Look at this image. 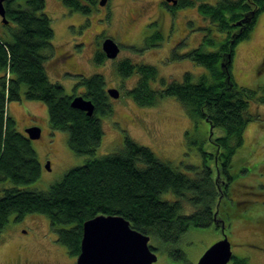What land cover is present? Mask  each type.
Instances as JSON below:
<instances>
[{"label":"trees","instance_id":"16d2710c","mask_svg":"<svg viewBox=\"0 0 264 264\" xmlns=\"http://www.w3.org/2000/svg\"><path fill=\"white\" fill-rule=\"evenodd\" d=\"M61 2L81 10L77 0ZM197 2L180 0L179 7ZM3 6L8 23L2 24L5 28L0 32V232L10 217L20 222L30 214L42 215L48 219L56 243L75 259L84 222L99 215H119L135 231L150 236L149 245L155 252L165 251L174 260H184L181 238L191 228L217 224L221 196H228L233 180L229 176L231 161L244 142V130L259 118L249 112L256 92L237 86L230 69L233 48L249 37L257 15L264 11V0H216L213 5L197 6L224 38L218 39L210 31L190 52L174 54V59L186 58L207 71L195 81L192 73L185 72L183 81L166 84L163 77L159 79L161 88H153L151 83L158 79L154 66L127 60L119 63L124 78L134 71L140 76L127 92L139 106L151 107L165 97H175L193 125L205 121L210 128L222 130L221 136L209 139L213 153L200 147L203 163L199 168L188 167L192 176L176 171L170 162L161 161L151 149L127 136L119 151L94 158L104 134L100 117L112 111L103 76L79 77L74 85L84 87L81 95L92 101L93 115L71 108L73 96L66 95L58 82L52 83L44 68L54 38L45 1L5 0ZM152 41H161V36H152L148 43ZM104 58L103 53H96L97 63ZM21 99L41 102L48 110L49 123L68 133L71 151L89 157L45 192L25 188L39 179L41 164L27 136L17 131L6 112L9 103ZM259 101L264 104V97ZM209 160L214 168L208 165ZM217 175L226 177L224 184ZM168 193L175 199H162ZM223 214L226 218L228 209ZM229 264L251 263L233 256Z\"/></svg>","mask_w":264,"mask_h":264},{"label":"rangeland","instance_id":"374dc122","mask_svg":"<svg viewBox=\"0 0 264 264\" xmlns=\"http://www.w3.org/2000/svg\"><path fill=\"white\" fill-rule=\"evenodd\" d=\"M44 1L54 32L52 51L47 52L44 64L50 81L61 84L66 95L78 96L84 92V87H74L79 77L99 74L104 78L105 91L110 88L119 91V99L109 98L111 114L100 117L104 134L94 158L119 151L127 136L151 149L161 161L170 162L176 171L192 176L188 167L199 168L203 163L200 147L213 153L214 146L209 139L221 136L222 130L211 131L205 121L193 125L175 97H165L151 107L139 106L127 92L136 86L140 76L134 71L124 78L119 73V63L127 60L134 65L154 66L158 79L151 83L153 88H161L159 79L163 77L166 84L181 82L185 72L192 73L195 81L207 71L186 58L174 59L171 49L179 44L178 55L190 52L210 31L223 40L224 35L219 34L197 7L202 3L213 5L216 0H197L196 4L176 11L158 9L159 0H117L122 6L116 10L113 26L107 29L109 20L99 21L97 14L92 17L73 15L66 13L65 6L58 0ZM257 16L249 37L233 48L230 70L237 86L256 92L250 100L249 112L258 114L259 118L252 120L244 130V142L231 161L229 176L233 180L228 196H221L217 224L191 228L183 235L180 248L186 254L184 260H174L167 252L159 250L157 261L152 264H196L203 252L222 238V219L233 256L246 258L251 264H264V104L259 101L264 97V11ZM169 18L174 20L171 28ZM146 24L148 36L159 29L165 38L143 47L141 39L146 36V31L143 32ZM4 28L0 16V32ZM107 36L121 44V51L116 59L105 57L97 63L96 53H102L100 43ZM6 112L20 133L26 135V129L31 127H38L42 132L40 138L30 142L41 168L39 179L25 187L28 190H49L67 171L89 159L71 151L68 133L49 123L48 110L41 102L21 99L9 103ZM208 165L214 168L212 160ZM217 177L220 184L225 183L224 175ZM162 199L175 197L168 193ZM227 209L225 218L223 213ZM9 219L0 232V264H75L76 259L56 243L46 217L30 214L20 222Z\"/></svg>","mask_w":264,"mask_h":264},{"label":"water","instance_id":"95a60500","mask_svg":"<svg viewBox=\"0 0 264 264\" xmlns=\"http://www.w3.org/2000/svg\"><path fill=\"white\" fill-rule=\"evenodd\" d=\"M4 1L0 0V16L2 23L7 24ZM165 1L173 4L178 2V0ZM101 44V51L107 59L114 60L119 56L120 47L112 38L107 37ZM229 78L227 71V82ZM106 94L109 98L119 99V91L115 88L108 89ZM71 99V108L84 112L88 117L93 115L95 108L91 100H87L82 95L73 96ZM212 129L211 127L210 130ZM25 134L30 142L41 137L38 127L27 128ZM82 226L80 253L75 258V264H152L157 261L156 252L149 245L150 236L135 231L129 221L119 215L95 216L85 221ZM224 226L223 223L222 238L207 248L196 264L230 263L233 252Z\"/></svg>","mask_w":264,"mask_h":264},{"label":"flooded vegetation","instance_id":"af4514ba","mask_svg":"<svg viewBox=\"0 0 264 264\" xmlns=\"http://www.w3.org/2000/svg\"><path fill=\"white\" fill-rule=\"evenodd\" d=\"M59 1V3H61L62 5H64L65 7L64 8H66V13H73V15L75 14V13H77V14H83L84 16L85 15H89L90 17H92L93 15H98V20L100 21H107V20H109V24H108V26L106 27V29L107 28H110V27H112L113 26V19H114V15L116 14V10H117V8L118 7H121L122 6V4L121 3H119L117 0H103V1H105L104 3H103V1L102 0H77V2H79V8H81V10H76L75 8H73V7H69V6H66L64 3H62L61 2V0H58ZM179 3H180V0H178V2H177V4H173L172 2H170V3H168V2H166L165 0H159V4H158V9H160V8H162V9H166V10H168V11H176V10H178V9H181V8H184V7H179ZM169 20H170V18H169ZM173 23H174V20L173 19H171L170 20V23H169V28H171L172 27V25H173ZM144 29H143V32H145L146 31V36H143V38L141 39V41L143 42V47L144 46H146V47H149L150 46V44L148 43V40H150V38L152 37V36H154V35H156V34H159L160 36H161V40L162 39H164L165 37L162 35V33H161V31H159V29H157L156 30V32L154 33H152V34H150V36H148L149 35V31H147L148 30V24H146L144 27H143ZM173 32H174V29H173ZM107 37H109V36H107ZM112 38V37H111ZM106 38H104L102 41H101V43L105 40ZM113 39V38H112ZM113 41L115 42V43H117L114 39H113ZM156 42H161V41H156ZM100 42L98 41V44H99ZM100 43V44H101ZM128 43V42H127ZM99 44V45H100ZM118 45H119V47H120V51H121V44L120 43H117ZM152 45V44H151ZM101 46H102V44H101ZM179 46V44L177 45L176 44V46H173L172 47V49H171V53H170V55H172V53H174V54H177L176 53V48ZM143 49V48H142ZM141 49V50H142ZM119 51V52H120ZM108 90V89H107ZM223 220V219H222ZM223 223H224V220L222 221V225H223ZM222 227V226H221Z\"/></svg>","mask_w":264,"mask_h":264},{"label":"crops","instance_id":"0c3cea01","mask_svg":"<svg viewBox=\"0 0 264 264\" xmlns=\"http://www.w3.org/2000/svg\"><path fill=\"white\" fill-rule=\"evenodd\" d=\"M1 75V74H0Z\"/></svg>","mask_w":264,"mask_h":264}]
</instances>
